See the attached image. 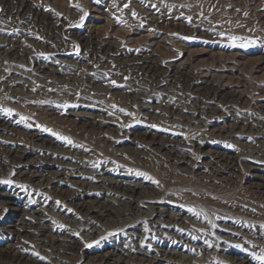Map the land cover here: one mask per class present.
Returning <instances> with one entry per match:
<instances>
[{
    "label": "bare ground",
    "instance_id": "6f19581e",
    "mask_svg": "<svg viewBox=\"0 0 264 264\" xmlns=\"http://www.w3.org/2000/svg\"><path fill=\"white\" fill-rule=\"evenodd\" d=\"M38 7L0 0V21L54 28L59 17ZM152 13L148 19L158 22ZM26 31L22 38H0V91L17 103L15 117L0 111V180L13 181L0 184V218L20 222L8 234L2 232L9 222L0 224V264H258L250 253L264 248V184L242 176L236 185L224 174H247L264 164L262 97L231 88L210 69L166 63L157 52L164 47L148 36L127 38L144 43L137 49L91 37L81 45L82 55L67 52L63 42L51 60H41L31 49L54 43L27 38L34 32ZM217 56L227 71L243 64L236 54ZM103 62L118 76L126 72L129 82L114 76L102 84L90 75L89 67ZM70 68L82 72L78 89L62 90L59 77ZM115 101L133 115L115 113L112 105H122ZM21 115L28 120L20 122ZM101 135L108 138L97 140ZM130 136L144 151L132 148L124 157L140 155L141 161L116 156L121 150L113 146ZM151 146L164 151L162 160L145 157ZM203 157L214 166L211 178L218 185L197 178ZM4 198L14 205L5 206ZM75 242L87 251L75 250Z\"/></svg>",
    "mask_w": 264,
    "mask_h": 264
},
{
    "label": "rangeland",
    "instance_id": "374dc122",
    "mask_svg": "<svg viewBox=\"0 0 264 264\" xmlns=\"http://www.w3.org/2000/svg\"><path fill=\"white\" fill-rule=\"evenodd\" d=\"M26 1L33 5H39L38 8L45 10L46 13L53 16L55 21L59 17V21L54 24L55 27L51 29H41L40 27L34 29L35 26H31V23L24 25L18 22L3 23L0 21V30L9 32L6 37V32L1 31L0 38H22V34L26 33L28 29L29 32L34 33L30 36L27 35V38L40 37L50 43L53 42L52 46L41 47L38 45L31 49L32 55L41 60H51L54 57V53L56 54V50H60L63 42L68 45L66 48L67 52L82 55L81 45L85 41H89L91 37L95 38L97 36L100 39L110 40L116 45L132 46L134 47L133 49H137L141 46L143 47L144 43L140 42V40L137 43L126 42L127 38L137 39L147 38L146 36H148V38H152L154 42H159V45L164 47L158 48L157 52L159 53V59H164L166 63H181L195 70L210 69L214 74L221 76L222 80L227 82L231 88L237 87L249 96L254 94L257 97H262V100H264V0H100L99 3L96 0ZM125 5L128 6L125 7ZM84 12H87L88 15L82 22L81 17L84 15ZM133 12H135V16H133ZM148 13H152L154 18L160 20L158 22L149 20L147 17ZM187 17L192 18L191 22L187 20ZM219 33H224L225 37L234 35L245 38L244 40L237 41V45L248 43V41L252 40L255 43L250 44L248 47H233L231 46L232 42L226 38H222ZM183 37H192L193 39L186 40ZM49 47L52 48V51ZM48 48L49 50H47ZM77 48L79 49L78 53ZM218 54H236L238 57L240 56V62L243 64L239 67L232 64L237 70L227 71L220 65ZM21 62L23 63L24 60ZM79 63L83 64L80 61ZM103 64H99L95 68L89 67L92 71L90 75L103 81L102 84H108L105 82V79H110L114 76L117 78V81L125 78V81L129 82L126 72H119L118 76L116 70L114 71V66L110 65L109 62H103ZM79 70H74L73 68L63 69L67 75H64L66 77H59L61 79L59 87L62 90L78 89L77 86H79L82 76V72ZM236 77L242 80L240 81L242 86L235 85L238 81ZM172 86L174 88L176 83ZM167 90L172 92L173 89L167 87ZM12 95L6 94L4 96L0 91V104H3V106L10 103L12 106L15 105V108H13L15 111L12 115V117H15L17 103L14 102L15 100L12 98ZM108 96L106 95V98H110ZM15 99L21 98L15 95ZM110 99L114 100L113 98ZM115 102L122 104L119 108H123L124 104L122 102ZM114 112L117 113L118 111L115 109ZM131 120L135 121L137 118H132ZM70 130V128H67L68 132ZM107 136H98L97 140H101ZM119 137L122 138V136ZM100 145L101 147H105V144L101 143ZM101 147L99 146L98 149L101 150ZM136 147H138V150L144 151L138 139L133 140V137L130 136L124 142V145L121 147L114 145L113 149L121 150L120 152H116L117 157L121 156L124 162L132 163L143 159L140 155L134 154L128 155V158L124 157L126 156L125 152H129L132 148ZM163 152L161 151L158 154L154 147L151 146L150 149L145 150L144 155L156 161L162 160L164 156ZM206 152L207 149H203L202 153L204 156H207ZM203 158L205 159V157ZM207 162L208 157H206L203 164L204 168L197 173L200 174L197 178H199V181L211 184L214 183L211 178L214 166L206 164ZM256 166L257 170H250L247 174L246 172L242 173L243 170H237L232 175L224 174L226 176L225 179L226 181L231 179L234 182L232 184L238 185L241 177L244 176V181L251 179L252 181L264 184V164H257ZM2 168L3 163H0V170ZM249 174H254L255 176L248 178ZM214 184L218 185V183ZM244 198L248 199V195L244 194ZM2 199L0 198V200ZM4 199H9L6 201L5 206L14 205L13 199ZM30 206L33 207L31 204ZM3 207L0 202V213ZM18 220L19 218L16 216L5 217V219L0 218V224L9 222L8 224H4L6 228L2 233L8 234V231L13 229V224H16ZM19 224L20 222L17 223V225ZM55 228H58V226L56 225ZM112 240L109 239L108 242L115 243ZM65 248H70L69 244H66ZM73 248L75 250L83 249V251H87L86 248L80 247V243L78 242L73 244ZM68 256L72 257L70 254Z\"/></svg>",
    "mask_w": 264,
    "mask_h": 264
},
{
    "label": "snow or ice",
    "instance_id": "6c2138e0",
    "mask_svg": "<svg viewBox=\"0 0 264 264\" xmlns=\"http://www.w3.org/2000/svg\"><path fill=\"white\" fill-rule=\"evenodd\" d=\"M96 2L99 3L100 0H96ZM127 6H128V5H125V7H127ZM77 7H78V6H77ZM153 7H155V6H153ZM49 11H50V9H49ZM57 15H59V13H57ZM87 15H88V13H87V12H84V15L81 17V21H82V22H83L84 18H85ZM135 15H136L135 12H133V16H135ZM187 20H188L189 22H191L192 18H191V17H187ZM219 35H220L222 38H226L227 40L231 41V42H232L231 46H233V47H236V46H239V47H248L250 44L255 43V41L252 40V41H248V43H241V44L237 45V43H236L237 41L244 40L245 38H243V37H239V36H234V35L225 37V34H224V33H219ZM37 39H40V37H37ZM183 39H186V40H187V39H193V38H192V37H183ZM78 52H79V49L77 48V53H78ZM41 55H43V54H41ZM110 83H111L112 85H114V86H119V85H117V83H116L115 80H111ZM33 90H35V89H33ZM64 107H67V105H65ZM112 107H113V109H116L117 111L122 112V113H124L125 115H128V116H132V115H133L132 113L127 112V111H126L125 109H123V108H117L116 105H112ZM0 111H2L3 113L7 114L8 116H12V115L14 114V110L11 109V108H2V109H0ZM19 119H20V122H24V121H27V120H28V117H25V116H22V115H21V116L19 117ZM28 126L31 127L32 125H28ZM36 127L40 128V129H41L42 131H44V132H49V133H51L53 136L58 137V138H59L60 140H62V141H66V142H67L68 144H70V145L73 143V141H72L70 138H68V137H66V136H61L60 134H58V133H56V132H53L51 129H49V128H47V127H44V126H41V125H36ZM153 127H156V126L153 125ZM229 146H230V145H229ZM137 175H146V174H145V173H137ZM149 179H151V178L149 177ZM154 182H155V181H154ZM155 183L158 184V182H155ZM0 184L12 185V184H13V181L10 180V179L0 180ZM20 187H21V188H24L23 185H21ZM59 203H60V202L57 201V204H59ZM5 211H7V210L5 209ZM68 211H71V209H69ZM189 211L193 212V214H194L195 216H197V217H199L200 215H204V216H205V219H207V214H206V213H203L202 211H201V212H196L195 209H189ZM209 223H211V221H209ZM212 226L215 227L214 224H213ZM260 227H261V228H264V225H260ZM146 230H147V229H146ZM101 239H106V237H102ZM95 243H99V241H96ZM206 243H207V241H206ZM87 246H88V247H91L92 245L89 244V245H87ZM210 246H211V245H210ZM236 247H241V245H236ZM245 250L247 251V249H245ZM34 255L38 256L39 259H41V260L44 259V257H42V256L39 255V253H34ZM250 255L252 256V258H253L254 260L258 261V264H264V248H262L259 252L252 251V252L250 253Z\"/></svg>",
    "mask_w": 264,
    "mask_h": 264
}]
</instances>
